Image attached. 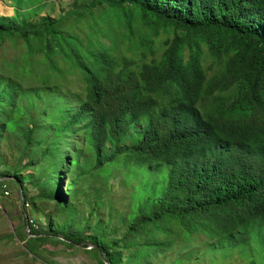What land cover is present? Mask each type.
Here are the masks:
<instances>
[{
    "label": "trees",
    "instance_id": "trees-1",
    "mask_svg": "<svg viewBox=\"0 0 264 264\" xmlns=\"http://www.w3.org/2000/svg\"><path fill=\"white\" fill-rule=\"evenodd\" d=\"M3 1L0 189L57 210L9 240L42 257L50 243L98 264H188L204 234L264 264V0H53L42 16V0ZM83 152L87 167L69 169ZM102 172L137 181L127 209L96 187L74 216L77 181Z\"/></svg>",
    "mask_w": 264,
    "mask_h": 264
},
{
    "label": "rangeland",
    "instance_id": "rangeland-1",
    "mask_svg": "<svg viewBox=\"0 0 264 264\" xmlns=\"http://www.w3.org/2000/svg\"><path fill=\"white\" fill-rule=\"evenodd\" d=\"M53 0H42L43 5L36 9L38 12V16L43 15V10L47 7L49 10L51 7L54 6L52 3ZM55 2V1H54ZM0 12L7 16L12 15V8L10 1H3L0 0ZM7 56L9 58L14 57L15 50L12 48L7 47ZM2 54V52H1ZM132 134V130H128V135ZM66 141V138L64 139ZM3 152L12 151L11 154L13 155L14 149L11 145L6 144L2 147ZM63 154L66 153V143L65 147L63 148ZM9 159H13L12 158ZM90 157L89 154L83 152L80 156V160L78 163H71L69 169L77 168L81 166L87 167V163L89 162ZM5 170V167H2ZM119 169V168H118ZM122 169H119V171ZM27 175V174H26ZM71 175V172L67 170L65 172V182L63 185V189L65 188L66 182L68 177ZM26 180V179H25ZM121 175H108V173H89L84 175L77 181L76 188L79 190L76 197L71 196L70 203L73 205L74 209V216L76 217H86L89 214L91 203H88L87 200L90 199L92 190L96 187H103V188H111L113 187L112 193L107 194V197L111 199L112 204L114 205L115 211H122L127 209L128 201L130 200V196L132 195V190L136 189L138 184L136 180H131L128 184H124L121 182ZM28 194L35 195L37 190L35 188H30L25 182ZM19 187L17 184H5V188L0 189V264H98L94 255L90 253H85L81 250H74L69 249L63 246H54L52 244H45L42 248H39L38 251L42 250L44 257L36 256L32 252L29 251L25 242V239H18L17 237H13L12 240H9V236L15 235V233L23 232L29 230V225H33V230H46V216L48 212H53L57 214V210L54 204H50L48 202L42 203L40 205V210L37 207H32L31 204L24 203L20 200L19 195ZM5 191L7 194H5ZM64 191V190H63ZM102 196V194H101ZM28 197V196H27ZM70 197V196H69ZM37 205V204H36ZM35 206V204H34ZM98 215L101 216L103 220L107 218L104 214L103 210L97 211ZM23 216H26L23 223ZM67 216V215H66ZM89 222L94 224V219H90ZM100 230V228H98ZM98 230V231H99ZM96 231L95 233H98ZM30 233V232H28ZM27 233V234H28ZM93 234V233H92ZM29 236V235H28ZM30 236H32L30 234ZM196 243H193L191 251L195 252L197 244L200 242L202 244L199 246L197 250L201 255L199 257L192 256L190 258V262L188 264H244L245 258H243L239 253L238 250L233 249L226 254L219 252V248L212 247L208 248L204 245L203 242L208 241V244H212L209 246H213V244H219L220 240L212 239L208 240L204 234L200 235ZM198 241V242H197ZM223 243V240H221ZM90 245V244H89ZM196 249V250H195ZM48 251H52L55 254L49 253ZM248 252V250L246 251Z\"/></svg>",
    "mask_w": 264,
    "mask_h": 264
},
{
    "label": "water",
    "instance_id": "water-1",
    "mask_svg": "<svg viewBox=\"0 0 264 264\" xmlns=\"http://www.w3.org/2000/svg\"><path fill=\"white\" fill-rule=\"evenodd\" d=\"M6 178H8V177H2V178H0V182L3 181V180H5ZM27 232H28V230H27ZM31 237H34V236H31ZM93 246H95V245L94 244H90V245H88L86 247L87 248H90V247H93Z\"/></svg>",
    "mask_w": 264,
    "mask_h": 264
},
{
    "label": "built area",
    "instance_id": "built-area-1",
    "mask_svg": "<svg viewBox=\"0 0 264 264\" xmlns=\"http://www.w3.org/2000/svg\"><path fill=\"white\" fill-rule=\"evenodd\" d=\"M3 188H5V185L3 186ZM5 194H7V192L5 191Z\"/></svg>",
    "mask_w": 264,
    "mask_h": 264
}]
</instances>
